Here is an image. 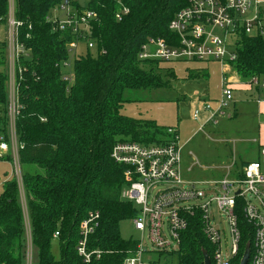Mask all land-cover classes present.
<instances>
[{"label":"trees","instance_id":"obj_1","mask_svg":"<svg viewBox=\"0 0 264 264\" xmlns=\"http://www.w3.org/2000/svg\"><path fill=\"white\" fill-rule=\"evenodd\" d=\"M14 2L15 17L22 22L20 39L28 49V56L21 58L26 71L16 123L22 144L19 157L22 165L40 170L25 172L22 180L35 251L32 264H121L136 240L122 237L120 223L134 218L137 208L121 198L124 167L112 159V148L119 141L157 143L165 133L153 120L123 115V93L165 85L159 74L161 62H142L138 53L148 37L172 38L168 24L186 1L125 0L129 13L116 21L115 0H88L86 8L97 14L91 25L96 52L88 50L73 58L70 82L63 79L59 64L69 58L67 43L78 37L68 30L52 31L46 20L61 0ZM6 4L0 0V16L5 15ZM0 65H4L3 43ZM231 67L245 79L264 76V39L243 36ZM4 82L0 71V104L6 101ZM90 212L98 217L87 247L100 251V256L85 262L76 246L79 225ZM236 214L241 247L252 246V225L240 211ZM54 238L59 242L57 257L50 250ZM25 252V214L15 181L7 179L0 193V264H23ZM203 252L212 257V245L199 214H194L172 256L178 264H204Z\"/></svg>","mask_w":264,"mask_h":264},{"label":"built area","instance_id":"obj_2","mask_svg":"<svg viewBox=\"0 0 264 264\" xmlns=\"http://www.w3.org/2000/svg\"><path fill=\"white\" fill-rule=\"evenodd\" d=\"M87 1L61 0L46 18L52 31H70L78 39L67 43L69 58L59 64L62 77L73 79L72 61L78 47L84 46V54L96 52V41L91 38V25L96 21L95 11L87 9ZM172 17L168 29L172 33L169 41L159 37H148L141 45L138 59L144 61H216L221 65L233 62L237 57L239 41L243 36L264 39V2L262 0H185ZM76 4L80 7H77ZM114 18L121 21L129 13L125 0H115ZM22 22L15 17V2L7 0L6 13L0 16V31L3 32L4 75L6 101L0 104V161H10L16 180L19 200L25 214L26 252L25 264H31V240L26 218L24 188L22 182L19 151L22 144L17 134V119L22 108L19 98L20 82L26 67L21 58L28 56V49L20 39ZM30 28V26H29ZM28 37V35H27ZM104 53V50H100ZM225 74V73H224ZM251 85L264 87V76L248 79ZM232 81L222 78L220 94L204 102L202 108L193 111L198 120L207 113L206 123H216L215 118L225 114L233 95ZM215 103V107L212 104ZM161 141L142 144L134 141H119L111 151L112 159L124 167L126 184L121 191L123 200L132 202L137 213L131 219L138 233L135 248L121 264H152V255L167 258L179 247L183 233L191 216L199 214L202 229L212 245L211 264H239L246 243L241 247V233L236 211H240L252 225V246L249 245L247 264H264V171L259 160L246 162L232 179H221L209 183L187 180L181 172V150L179 132L176 127L164 129ZM264 163V146L258 150ZM214 205V207H213ZM214 210L225 215L229 225L230 247L222 243V233L215 223ZM98 214L90 212L79 225L81 238L77 243L78 254L85 262L100 251H89L87 238L96 227ZM249 232V231H248ZM147 235L146 243L142 235ZM58 232L54 233V237ZM243 244V243H242ZM154 252V253H153Z\"/></svg>","mask_w":264,"mask_h":264},{"label":"rangeland","instance_id":"obj_3","mask_svg":"<svg viewBox=\"0 0 264 264\" xmlns=\"http://www.w3.org/2000/svg\"><path fill=\"white\" fill-rule=\"evenodd\" d=\"M51 12L60 15L58 10ZM2 39L3 32L0 31ZM83 50V45L78 47L80 54H84ZM140 66L145 68L144 65ZM159 66V74L165 85L157 89L125 90L123 99L126 101L120 112L139 120H153L162 129L168 126L177 128L182 143L183 177L203 186L200 183L232 179L243 164L254 160L262 162L264 171V163L258 153L264 146V87L251 85L248 79L237 75L229 64L221 65L216 61H171L161 62ZM0 71L4 72V65H0ZM230 76L235 79L232 82L233 99L225 114L217 116L216 123L205 124L206 112L197 121L194 120L193 111L202 108L204 102L213 103L212 99L220 94L222 78L228 79ZM212 107H215V103ZM36 171L40 172L34 165L21 164L22 180L25 172ZM7 179L16 183L13 165L10 161H0V193L2 183ZM214 216L215 223L221 229L225 250L226 240L230 247L229 225L225 215H219L214 210ZM120 232L123 238L138 235L131 220L120 223ZM142 241L146 243V233L142 235ZM50 250L54 256L59 255L57 239H52ZM31 257L32 264L35 258L33 248ZM152 259V264H178L175 255L162 258L154 253Z\"/></svg>","mask_w":264,"mask_h":264},{"label":"water","instance_id":"obj_4","mask_svg":"<svg viewBox=\"0 0 264 264\" xmlns=\"http://www.w3.org/2000/svg\"><path fill=\"white\" fill-rule=\"evenodd\" d=\"M248 258H249V244L245 246V250L239 264H247ZM203 263L211 264L210 257L206 252H203Z\"/></svg>","mask_w":264,"mask_h":264},{"label":"crops","instance_id":"obj_5","mask_svg":"<svg viewBox=\"0 0 264 264\" xmlns=\"http://www.w3.org/2000/svg\"><path fill=\"white\" fill-rule=\"evenodd\" d=\"M229 79H230L232 82H235V79H234L232 76H230ZM232 84H233V83H232ZM233 87H234V84H233ZM214 99H215V98H214Z\"/></svg>","mask_w":264,"mask_h":264}]
</instances>
